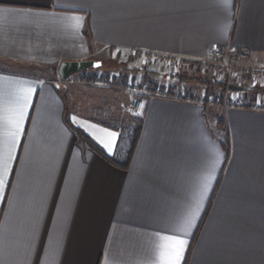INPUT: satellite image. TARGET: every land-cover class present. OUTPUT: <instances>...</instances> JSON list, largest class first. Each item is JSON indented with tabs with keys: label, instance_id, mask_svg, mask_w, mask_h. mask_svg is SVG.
I'll use <instances>...</instances> for the list:
<instances>
[{
	"label": "crops",
	"instance_id": "1",
	"mask_svg": "<svg viewBox=\"0 0 264 264\" xmlns=\"http://www.w3.org/2000/svg\"><path fill=\"white\" fill-rule=\"evenodd\" d=\"M214 47L262 64L264 0H0V264H160L172 236L179 264H264V107L155 75L169 92L146 98L124 170L75 128L114 155L126 105L105 103L109 83L58 75L100 53L196 63Z\"/></svg>",
	"mask_w": 264,
	"mask_h": 264
},
{
	"label": "rangeland",
	"instance_id": "2",
	"mask_svg": "<svg viewBox=\"0 0 264 264\" xmlns=\"http://www.w3.org/2000/svg\"><path fill=\"white\" fill-rule=\"evenodd\" d=\"M95 60L103 62V66L76 73V78H79L83 82L82 85L85 86L87 85L85 83L98 81L111 84V86L109 87L106 86L108 94H104L107 97V102L105 103H113L110 101L115 98V100H119L121 103L126 105L123 109V112L121 111V106H117L116 108V119L114 123L116 128L113 129L119 133V136L125 135V129L123 128L124 123L121 122V119L125 120L124 122L125 124H127L130 122L131 118L138 117V115L132 116L128 110L129 105L136 94L133 86L140 85L141 87H148L150 89V92L157 89L169 90L168 87L164 88L161 85V83L165 82L166 80L163 79L160 81L154 77L155 75H159L162 77L166 75V77L170 79L173 84L179 83V86L177 84V87H179L180 91L182 90L183 82L194 84L196 85V89H203L205 93L204 97L206 96V87L201 82H199L198 79L200 77L209 78L214 81L225 82L226 84L223 87H215L214 89H212L213 93L210 94V97H212V104H217L218 99H222L224 105L227 106L243 105L264 107V79L248 78L244 79L243 81H238L237 79H229L221 74H218L215 70L211 68L209 69V64H204L205 59L196 63L182 61L181 58H179L178 62L176 63H172L169 58H163L161 60L146 59L145 61L136 59L135 61L124 63L121 62L118 58L111 57L107 53H100ZM249 64L258 66L252 63V55ZM163 73L166 74L163 75ZM182 78L184 79L183 81ZM249 82H256V85L258 86L250 87L251 84H249ZM247 85L250 88L255 89L253 92L249 93V96L252 95V98L244 99L243 95L245 96L247 95V93L236 91L232 88V86L248 87ZM151 95L152 93H149L147 97ZM110 110L111 107L106 106L104 111L105 113H108L107 111ZM110 125L111 124H109V127ZM125 144L126 146H123V148H127L128 142H125Z\"/></svg>",
	"mask_w": 264,
	"mask_h": 264
},
{
	"label": "built area",
	"instance_id": "3",
	"mask_svg": "<svg viewBox=\"0 0 264 264\" xmlns=\"http://www.w3.org/2000/svg\"><path fill=\"white\" fill-rule=\"evenodd\" d=\"M143 55L146 59L161 60L163 58H169L172 63H176L179 60L177 56H163L152 52H145ZM250 59L251 53L248 49L236 51L231 47H214L209 51L204 64H209V69L211 68L218 74L229 79H237L238 81H243L248 78L264 79V62L258 66H253L249 64ZM133 88L136 94L128 110L132 116H139L143 110L146 97L151 92L148 87H141L140 85H135ZM154 93L156 95H168L167 89H157ZM183 95L184 93L180 92V96L183 97Z\"/></svg>",
	"mask_w": 264,
	"mask_h": 264
},
{
	"label": "trees",
	"instance_id": "4",
	"mask_svg": "<svg viewBox=\"0 0 264 264\" xmlns=\"http://www.w3.org/2000/svg\"><path fill=\"white\" fill-rule=\"evenodd\" d=\"M238 51H241V50H238ZM54 70H55L54 72H56V68ZM183 80L184 79L182 78V81ZM198 80L206 87L205 99L206 97L209 98L210 94L213 93L212 89H214L215 87H223L226 84L225 82L214 81V80H211L209 78H204V77H200ZM250 90L254 91L255 89L251 88ZM127 124H125L123 127L125 129V132H124L125 135H120L118 146L116 148L114 155L106 154L100 146H98L90 137H88L79 128H75V132L78 134L80 139L86 145L96 150L99 154H101L109 162H111L112 164H114L115 166L121 169L127 170L131 164V161H132V158H133L136 146H137V142L139 139V135L141 133L142 121L139 117H135V118H131L130 122ZM121 133H122V129H121ZM125 142H128L127 148H123V146H126Z\"/></svg>",
	"mask_w": 264,
	"mask_h": 264
},
{
	"label": "snow or ice",
	"instance_id": "5",
	"mask_svg": "<svg viewBox=\"0 0 264 264\" xmlns=\"http://www.w3.org/2000/svg\"><path fill=\"white\" fill-rule=\"evenodd\" d=\"M69 10H80L83 11L84 9L79 6H73L69 5L67 6ZM34 15H40L39 13H35ZM99 67V65H97ZM26 106V104H25ZM24 119V111L23 107L19 110L18 118L15 121V128L16 132L18 133L20 131V122ZM73 121H75V117L72 118ZM106 134L111 137L113 140L117 137L118 133L116 132H108L107 129H105ZM15 136V133L13 134V137ZM14 142V141H13ZM101 143H103L101 141ZM104 147L107 149H111V144H104ZM9 159H11V154H9ZM5 172L8 170L7 165H4ZM4 183L3 179L0 178V185ZM167 240L172 241L173 243H161L160 245V264H179L181 259V249L184 247V240L179 237H168Z\"/></svg>",
	"mask_w": 264,
	"mask_h": 264
},
{
	"label": "water",
	"instance_id": "6",
	"mask_svg": "<svg viewBox=\"0 0 264 264\" xmlns=\"http://www.w3.org/2000/svg\"><path fill=\"white\" fill-rule=\"evenodd\" d=\"M97 65L101 67L103 66V62L95 59L80 61H63L58 68V75L62 80H67L76 73L84 72L92 68H98ZM232 88L235 90L242 89L238 86H232Z\"/></svg>",
	"mask_w": 264,
	"mask_h": 264
}]
</instances>
